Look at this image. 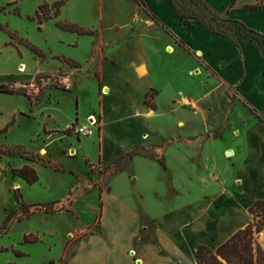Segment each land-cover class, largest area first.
Listing matches in <instances>:
<instances>
[{
	"label": "crops",
	"instance_id": "1",
	"mask_svg": "<svg viewBox=\"0 0 264 264\" xmlns=\"http://www.w3.org/2000/svg\"><path fill=\"white\" fill-rule=\"evenodd\" d=\"M144 2L145 10L169 31L164 46H157L156 33L146 30V16L138 11L134 16L132 10L129 17L119 19L124 28L106 46L98 41L99 35L66 32L60 40L63 46L77 48L88 40L89 54L80 60L50 49L46 70L36 69L66 73L65 80H72L75 87L87 77L81 73L85 65H98L99 77L90 73L96 93L90 110L82 111L76 96L77 108L69 121L49 126L52 108L61 109L50 91L32 112L30 102L24 111L39 122L34 153L71 173L75 183L90 177L87 161L92 167H107L138 149L154 154L135 156L128 171L111 176L106 190L91 186L83 192L82 198L94 192L102 204L100 230L80 239L64 264H197L200 246L215 252L252 222L249 207L264 200V122L259 118L264 117V58L259 44L241 35H217L198 23L186 25L172 0L175 27L183 28L186 37ZM231 2L224 12L210 7L261 33L235 13L264 10L252 9L242 0L231 7ZM104 20L99 4V24ZM251 47L259 58L253 68L245 66ZM61 59L79 67L69 68ZM150 91L156 109L146 103ZM92 115L101 122L95 136L65 137L67 128L75 122L85 124ZM13 116L17 123L26 118L18 108L7 119ZM53 146H58L60 161L53 159ZM78 161L85 163L84 170L76 167ZM14 165L17 169L31 165L38 174L41 169L23 159ZM142 232H152L155 241H138ZM258 242L264 251V230Z\"/></svg>",
	"mask_w": 264,
	"mask_h": 264
},
{
	"label": "rangeland",
	"instance_id": "2",
	"mask_svg": "<svg viewBox=\"0 0 264 264\" xmlns=\"http://www.w3.org/2000/svg\"><path fill=\"white\" fill-rule=\"evenodd\" d=\"M59 1L65 2L61 15L39 24L36 18L39 6L45 3L51 5ZM144 1L149 8L159 13L164 21L175 27L172 0ZM228 1L209 0V4L213 6L214 10L224 12ZM242 2L248 5L256 3L255 0H242ZM99 4L103 5L105 17L101 24H99ZM210 5H208L210 10L220 19H229L226 15L216 13ZM0 6L6 8L5 12H0V25L7 29H0V43L3 44V49L0 51V87L5 86L27 93L25 95L21 92L14 94L0 92V131L8 127L7 132L0 135V150L6 152L0 156V226L8 216H12L8 230L0 232V264H64V261L73 254L80 239L92 231L96 233L100 230V201L94 192H89L85 198H82L84 197L83 192L89 190L91 186H99L101 191L106 190L108 180L124 164L122 162L119 167L110 168L96 165L90 169V177L87 180H80L78 183H75L76 180L73 179L71 173L57 172L53 165H46L42 161L35 162L41 168L40 179L36 184L29 185L22 178L13 176L12 170L17 169L14 161L17 159L26 160L19 155L25 152L28 155L34 153L35 144L37 146V142H39L34 139L36 130L39 129V122L30 118L31 115L28 112H24L29 109V102L30 112H32L44 98L48 97L50 91L53 100H60L61 109L53 107L52 117L48 120V125L52 126L55 121L61 125L69 121L73 111L77 108L76 96H79L81 100L82 111L90 110L96 98L93 78L90 73H93L94 77H99L98 65L94 68L91 65H85V70L81 73L87 77H84L82 83L76 84L75 87L72 85V80H65V76H68L65 75L66 73L48 74L38 72L36 69L40 70L44 66L46 70L49 63L46 60L49 57L50 49L67 51L80 60L89 54L91 45L88 40H85L82 46L77 48L61 44L60 40L69 33L66 34L57 27V23L60 21L68 20L86 29L98 30V41L102 46L112 42L111 39L122 32L124 27L122 24L120 25L119 19L129 17L132 10L134 16L138 17L137 11L146 16V30L156 33L154 42L157 46H164L169 36L165 32L169 31L162 27V24L150 12L139 8L133 0H0ZM178 6L182 12L193 18H201L203 22L211 24L216 29L224 30L232 35L235 33V26H230L232 31H227V24L219 21L216 24L211 21L207 10L196 1L178 0ZM54 12L55 10L49 7L45 9L44 15L52 16ZM235 15L247 20L254 27L261 29V33H264V13L262 11H238ZM184 23L190 25L197 21L191 19ZM175 28L179 29L182 35L188 36L183 28L179 26ZM8 32L15 38L12 39ZM29 45L34 46L40 53L33 51ZM250 53L251 60L245 66L257 67L259 64L258 50L251 47ZM61 61L65 63L62 59ZM65 64L69 68H74L72 62ZM21 66H24L26 70L22 71ZM33 71L36 72L32 74ZM20 81L23 82L18 85ZM216 95L217 93L213 91L214 98ZM37 99H41V102L32 105V102H37ZM15 108L20 109L21 115L26 116V118H20L18 123L16 116L7 119L8 113ZM73 125L69 128H72ZM78 125L80 123L75 127ZM75 127L70 134L63 133L65 137L85 138L76 134ZM41 142L42 140L40 145ZM10 149H13L18 155H10L8 153ZM51 150L55 154L53 159L60 161L58 146H53ZM147 152L151 153V151ZM63 153L69 155V150H64ZM38 154L48 159L47 156ZM75 165L81 170L85 169V163L78 161ZM18 183L23 186L18 187ZM17 189H20L23 200L28 205L54 201H59V203L54 206L32 207L29 210V217H26L15 195ZM145 235L149 238L153 237L152 232H147ZM26 237L37 238V242H26Z\"/></svg>",
	"mask_w": 264,
	"mask_h": 264
},
{
	"label": "trees",
	"instance_id": "3",
	"mask_svg": "<svg viewBox=\"0 0 264 264\" xmlns=\"http://www.w3.org/2000/svg\"><path fill=\"white\" fill-rule=\"evenodd\" d=\"M133 1L139 7L146 9V4L144 0H133ZM174 1H175V8H176L177 14L182 21L195 19L197 23L200 24L201 26L209 28L213 33L220 35V36H224V37H235L237 35L247 37L259 44L261 51H262L263 58H264V35H262L261 33L251 28H248L241 21L233 20V19H220L217 15H215L210 10L209 6L203 0H193L203 5V7L207 10V13L210 15L211 21L215 22L216 24L218 23V21L227 24L228 25V27L226 28L227 31H232V27L230 26H235L236 27L235 33L233 35L229 34L225 32L224 30L216 29L209 23L203 22L201 18L200 19L193 18L189 16L187 13L182 12L178 6V0H174ZM238 1L240 0H232L231 7H234ZM255 1L256 3L253 5H250L249 7L255 10H264V0H255ZM64 4H65L64 1H59L51 5L46 4V3L43 5H40L38 10L36 11V18L39 24H42L46 21H49L53 18H57L58 16H60ZM49 7L55 10L52 16L44 15L45 9ZM5 11H6V8L0 6V12H5ZM16 11L18 12V10ZM57 27L64 32L75 33L79 36L98 35V30L86 29L77 24H73L68 20L58 22ZM0 29L7 30L6 27L2 25H0ZM10 36L12 39L15 38V36L11 33H10ZM179 45H182V43L179 42ZM29 46L33 51L38 52V50L34 46L32 45H29ZM62 60L65 63L72 62L74 64L73 66L74 68L79 67L78 63L72 60H68V59H62ZM0 92L7 93V94H14L16 92H21L27 95L25 91H22V90L17 91L15 89H11L5 86L0 87ZM152 98H153V91H150L147 95L146 103L150 108L156 109V105L152 102ZM36 101L37 102L35 103L32 102V105H36L37 103L39 104L41 102V99H37ZM252 111L257 114L255 110H252ZM259 118L260 120L264 122V117L259 116ZM76 124H78V122H75L72 128L67 129L66 131H64V133L67 135L70 134L71 130L75 127ZM7 130H8V127L5 128L4 130H1L0 135L3 133H6ZM14 148L16 149L18 147H14ZM8 153L10 155H15V156L18 155L13 151V149H10ZM4 154H6V152L0 150V156ZM137 155L154 157L153 153H149L145 149H138L124 156H121L115 162L107 166V168L119 167L120 164L123 162L124 165L118 168L115 171V174L128 171L130 161ZM19 156H21L22 158H25L31 163L42 161L43 163H46V165H51L50 159H45L44 157L36 153H31L28 155L25 152V153L20 154ZM87 164L89 165L90 169H92V165H90L88 161H87ZM54 169L57 172H65L64 170L56 166H54ZM12 173L14 177L22 178L29 185L36 184L40 179L37 170L31 165H25L23 168H20V169H13ZM15 195L26 217H29V214H30L29 210L32 207L54 206L57 203H59V201H54V202H48V203H42V204L28 205L24 202L20 189L15 190ZM101 206L102 204L100 202V214H99L100 218H101ZM249 212L253 216L252 222L246 228L235 233L226 243L221 245L215 252L210 250L206 246H200L197 251V257H196L197 264H264V251L258 242L259 235L264 230V200H259L255 202L252 206H250ZM11 221H12V216H8L5 222L0 226V232L2 231L6 232L8 230V225ZM90 234H93V231ZM25 240L26 242H37V238L29 239L28 237H26ZM139 240L155 241L154 238L147 237L144 232H142L141 236L138 238V241Z\"/></svg>",
	"mask_w": 264,
	"mask_h": 264
},
{
	"label": "built area",
	"instance_id": "4",
	"mask_svg": "<svg viewBox=\"0 0 264 264\" xmlns=\"http://www.w3.org/2000/svg\"><path fill=\"white\" fill-rule=\"evenodd\" d=\"M185 105H191V102L186 98L182 97L180 99ZM100 118L97 115H92L88 117L87 122L85 124H80L75 127V132L79 136L84 137H93L97 134L100 129Z\"/></svg>",
	"mask_w": 264,
	"mask_h": 264
},
{
	"label": "bare ground",
	"instance_id": "5",
	"mask_svg": "<svg viewBox=\"0 0 264 264\" xmlns=\"http://www.w3.org/2000/svg\"><path fill=\"white\" fill-rule=\"evenodd\" d=\"M171 49V48H170ZM171 52H172V49H171ZM25 67L24 66H21V70L24 71ZM26 70V69H25Z\"/></svg>",
	"mask_w": 264,
	"mask_h": 264
}]
</instances>
